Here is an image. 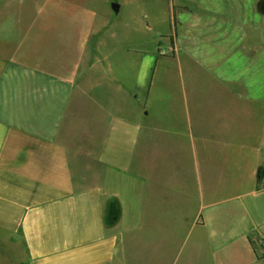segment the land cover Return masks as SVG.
Here are the masks:
<instances>
[{
  "label": "crops",
  "instance_id": "1",
  "mask_svg": "<svg viewBox=\"0 0 264 264\" xmlns=\"http://www.w3.org/2000/svg\"><path fill=\"white\" fill-rule=\"evenodd\" d=\"M169 1L163 56L158 43L125 46L135 56L105 54L104 71L77 27L58 32L73 58L45 61L23 39L7 48L5 264H113L122 236L146 225L194 233L201 252L207 230L242 241L264 264V0Z\"/></svg>",
  "mask_w": 264,
  "mask_h": 264
},
{
  "label": "rangeland",
  "instance_id": "2",
  "mask_svg": "<svg viewBox=\"0 0 264 264\" xmlns=\"http://www.w3.org/2000/svg\"><path fill=\"white\" fill-rule=\"evenodd\" d=\"M109 1L121 6V11L112 13L108 7ZM169 2V0H0V61L7 53V48L11 51L22 44L25 49L31 50L32 54H37L45 61L56 60L62 56L73 58V52L68 51L64 54L67 48L66 45L63 47L62 42L66 41L64 38L61 41L58 38L59 30H69L73 27L90 32L89 38L92 37L98 49V52L95 51L96 56L93 57L94 63L97 66H104V71L105 54H109L114 60L117 57L129 59L135 56L125 51V46L147 49L158 43L157 54L163 56L161 54L169 52L161 32L170 29L173 31V25L168 17ZM2 38H7L9 42L15 41L7 46L2 42ZM21 39L24 42L19 45ZM160 39L162 42H159ZM76 57L80 58L79 52ZM181 233L180 231L179 234ZM204 234L207 241L204 242L201 252L195 248L194 233H191L188 241H183V236L176 233L172 237L168 236V232L160 226L153 229L146 225L135 231H128L122 236L113 264H255L242 241L231 245L209 242L208 230ZM1 254L0 252V264H5Z\"/></svg>",
  "mask_w": 264,
  "mask_h": 264
},
{
  "label": "built area",
  "instance_id": "3",
  "mask_svg": "<svg viewBox=\"0 0 264 264\" xmlns=\"http://www.w3.org/2000/svg\"><path fill=\"white\" fill-rule=\"evenodd\" d=\"M257 243L259 244V245H261V246H264V238L262 237V238H258L257 239Z\"/></svg>",
  "mask_w": 264,
  "mask_h": 264
},
{
  "label": "water",
  "instance_id": "4",
  "mask_svg": "<svg viewBox=\"0 0 264 264\" xmlns=\"http://www.w3.org/2000/svg\"><path fill=\"white\" fill-rule=\"evenodd\" d=\"M113 8H114L115 11L119 10V6H117V4H115V3L113 4Z\"/></svg>",
  "mask_w": 264,
  "mask_h": 264
}]
</instances>
